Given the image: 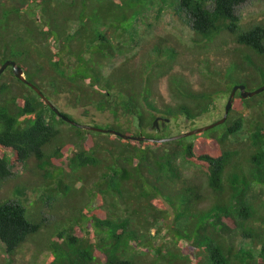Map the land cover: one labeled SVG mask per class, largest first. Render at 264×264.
Wrapping results in <instances>:
<instances>
[{"label":"trees","instance_id":"1","mask_svg":"<svg viewBox=\"0 0 264 264\" xmlns=\"http://www.w3.org/2000/svg\"><path fill=\"white\" fill-rule=\"evenodd\" d=\"M247 1L0 0V67L16 60L52 103L65 95L85 113L94 107L155 138L142 132L161 128L153 126L157 117L194 120L231 92V80L206 57L224 46L226 35L237 44L226 50L229 74L239 73L234 80L250 89L254 73L255 87L264 84V24L243 27L237 8ZM167 13H185L190 21L193 47L184 46V55L195 57L191 68L203 64L207 85L197 88L177 69L178 48L163 38L149 41L142 29L153 15ZM138 44L142 63L128 56L106 71ZM163 78L172 101L160 105ZM248 119L251 134L234 142ZM189 138L167 146L87 130L62 119L12 66L0 76V179L13 175L12 164L34 159L32 176L45 180L47 199L72 201L71 212L56 220L64 229L46 250L47 261L54 253L49 264H264V214L251 201L253 187H264V91L248 99L238 92L223 124ZM183 164L197 172L185 175ZM92 178L97 181L86 187ZM81 194L89 199L79 204ZM27 214L20 201L0 200V241L9 264L44 226ZM241 225L252 247L233 243Z\"/></svg>","mask_w":264,"mask_h":264},{"label":"rangeland","instance_id":"2","mask_svg":"<svg viewBox=\"0 0 264 264\" xmlns=\"http://www.w3.org/2000/svg\"><path fill=\"white\" fill-rule=\"evenodd\" d=\"M237 12L242 18L243 27H248L256 23L264 24V0H249L238 6ZM179 15L175 16L167 13L161 18L153 15L146 21V25H142V29L146 31L145 34L148 35L149 41H157L163 38L166 40L168 45L174 46L182 52V56L177 64V69L181 70L184 68L187 74L193 79V81H195V86L198 88V86L207 85L208 82L207 79L204 78V73L201 71L203 64L200 69L191 68L193 60V56L191 57L192 54L184 55V46L193 47L191 38L194 31L191 27L190 21L185 16V13H181ZM223 39H225L224 46L221 49L218 47L211 49L206 57L209 59V63L211 65H214L215 68H219L218 70L224 72L225 77L227 76V79L231 80L230 86L234 87L235 85L240 84L237 83V80H234L236 76H239V73L229 74V68H231L229 66L232 62L226 50L236 48L237 44L232 36L226 35ZM147 43L148 42H146V44ZM145 50L148 51V49ZM125 52V54L120 53L115 57V59L111 62V65L107 67V72L120 64L128 56L132 58L136 57L140 63L144 61L143 46L140 44L135 47H128ZM203 58L204 57L201 58L200 62ZM256 60L261 61L259 58H256ZM260 64L262 65L261 62ZM254 76H256L255 73ZM253 84L255 88L256 82L254 81ZM158 87L159 92L163 97L160 98L158 104L162 105L164 102H171L172 99L167 78L161 79ZM229 95L230 94H225L224 96L217 98L218 108H213L211 111L204 113L202 116L194 120H188L184 114H181L176 117H172L171 121L161 128H146L142 133L144 135H152V137L155 138H166L209 125L223 116ZM53 103L61 111L70 114L73 119L80 124H93L102 128L114 127L116 130L118 129V131L134 136H138L139 132L141 133L136 123L133 122L134 124L132 125L126 124V120L120 118V120L118 119L115 121L114 117L108 112L101 113L98 109L92 107L89 113H85L83 107H74L73 100L68 99L65 95L57 99L56 102L53 101ZM249 121L250 120L248 119L247 125L244 127L243 131L236 137H233L234 142L250 135L252 128L248 124L250 123ZM56 124L58 127L66 129V131L69 130V124L67 125L60 122H56ZM114 140L119 143H123L118 138H114ZM166 144L167 146L172 145L171 142H167ZM55 146V144L52 145L50 150L55 149ZM36 163L37 162L34 159H31L27 163L12 164L11 167L13 175L6 179H0V200L5 201L7 199H11L20 201L28 209L27 216L29 219L44 222L43 228L37 233L30 235L28 240L17 249L15 252L16 258L15 261H13V264H49V261L53 257L54 253L52 251L50 252V259L47 261L48 257L46 256V250L57 234L64 229L61 221L56 222V220L70 213L72 209V201L66 200L63 197L58 196L53 198V201L47 199L48 195L46 194L45 180L42 176H32L36 175L34 172V166ZM182 169L183 173L187 176H193L197 172L196 168L188 164H183ZM86 171L90 173V170ZM84 173L85 171H80L81 176H83ZM96 181V178L88 179V184L86 185L87 182H85L84 185L89 187ZM82 184V182H78L77 186H81ZM55 185L56 184H54V186ZM252 194V202L256 203L258 212L264 214V187L255 185L253 187ZM88 199L89 196L87 194H81L78 197V203H85ZM39 200L42 202H39ZM36 202L42 204L38 205ZM165 207H169L167 203ZM73 214L75 215V212ZM31 216H35V218H32ZM44 217L47 219L46 222L44 221ZM131 221L134 223L133 219H131ZM243 229L244 228L241 225V227H239L232 235V241L237 246L252 247V241L244 235ZM155 231V228H152L153 234ZM140 243H143V241ZM184 244L191 256L195 258L196 253L191 247L192 245L187 241L184 242ZM257 252L258 251L256 250L255 253L257 254ZM9 261H11V259L5 252V248L0 241V264H9Z\"/></svg>","mask_w":264,"mask_h":264},{"label":"water","instance_id":"3","mask_svg":"<svg viewBox=\"0 0 264 264\" xmlns=\"http://www.w3.org/2000/svg\"><path fill=\"white\" fill-rule=\"evenodd\" d=\"M9 66H12L15 76H17L19 79H21L24 83H26L30 87H32L39 95L42 96V98H44L48 103H50L53 110L55 112H57L58 115L62 119H64L65 121H67V122H69L75 126L87 129V130H93V131L104 132V133L110 132V133L118 135L124 139H131V140H136V141H150V142H157V143H165V142L179 140V139H182V138L187 137V136H191V135H194V134H197L200 132L207 131V130L212 129L218 125L223 124L227 120L229 112L232 108L233 101L235 99V95H236L237 90H241V95L243 98L253 97V96L264 91V85L253 90V91L246 90V85H244V84L236 85V86H234V88L231 92V95L229 97V100L227 102V105L225 108V114L218 121L211 123L209 125L203 126V127H199L197 129H193V130L185 132V133H180V134L169 136L166 138H151V137L140 136V135H138V136L128 135V134L123 133L121 131H118L116 129L102 128V127H98V126L92 125V124H80V123L76 122L75 120H73L72 118L67 116L66 114L62 113L57 107H55L53 105V103L44 95V92L42 91V89L26 77L24 68L21 65H19L16 60H7L5 63H3V65L0 67V76ZM159 120H160V118L155 119L153 126H159ZM169 120L170 119L167 118L162 123V125H165V122H167Z\"/></svg>","mask_w":264,"mask_h":264},{"label":"clouds","instance_id":"4","mask_svg":"<svg viewBox=\"0 0 264 264\" xmlns=\"http://www.w3.org/2000/svg\"><path fill=\"white\" fill-rule=\"evenodd\" d=\"M18 64H19V62H18ZM20 65V64H19ZM24 71H25V69H24ZM25 74H26V72H25ZM27 77V76H26ZM250 80H249V82H251V83H253L255 80V76H254V74L252 75V78H249ZM31 81V80H30ZM240 84H244V85H246L245 83H240ZM237 85H239V84H237ZM264 84H262V85H260L259 87H261V86H263ZM38 86V85H37ZM236 86V85H235ZM259 87H255V88H252V89H257V88H259ZM234 88V87H233ZM233 88H232V90H233ZM252 89H247V86H246V90H248V91H253ZM232 90H231V92H232ZM240 91V94H241V90H237V92H236V95H237V93ZM231 92L229 93L230 95H231ZM262 93V92H261ZM230 95H229V97H230ZM236 95H235V98H236ZM242 96V95H241ZM248 98H250V97H248ZM248 98H245V99H248ZM228 100H229V98H228ZM228 100H227V102H228ZM235 100V99H234ZM233 103H234V101H233ZM54 105V104H53ZM226 105H227V103H226ZM55 106V105H54ZM233 106V105H232ZM56 107V106H55ZM60 110V109H59ZM61 111V110H60ZM62 113H63V111H61ZM57 113V112H56ZM58 114V113H57ZM65 114V113H64ZM224 114H225V112H224ZM224 114H223V116H224ZM229 116V115H228ZM157 118H160V120H159V122L161 123H163L167 118L168 119H170L169 121H167V122H165V125L167 124V123H169L170 121H171V117H163V116H159V117H157ZM156 118V119H157ZM74 120V119H73ZM218 121V120H217ZM216 122V121H215ZM162 123H161V125H162ZM214 123V122H213ZM165 125H162V126H165ZM219 126V125H218ZM217 127V126H216ZM188 132V131H187ZM205 132V131H204ZM201 133V132H200ZM251 134V133H250ZM195 135V134H194ZM191 136H193V135H191ZM191 136H187V138H189V137H191ZM185 138V137H184ZM8 200V199H7ZM9 200H11V199H9ZM12 201H15V200H12ZM251 201H252V197H251ZM24 205V204H23ZM2 243V242H1ZM2 245H3V247L5 248V245L2 243ZM6 252V251H5ZM7 253V252H6Z\"/></svg>","mask_w":264,"mask_h":264},{"label":"flooded vegetation","instance_id":"5","mask_svg":"<svg viewBox=\"0 0 264 264\" xmlns=\"http://www.w3.org/2000/svg\"><path fill=\"white\" fill-rule=\"evenodd\" d=\"M249 78H251V76H250ZM246 86H247V85H246ZM247 89H249V88L247 87ZM252 90H254V89H252ZM239 93H240V91H239ZM222 117H223V116H222ZM222 117H221V118H222ZM221 118H220V119H221ZM161 123H162V122H161Z\"/></svg>","mask_w":264,"mask_h":264}]
</instances>
